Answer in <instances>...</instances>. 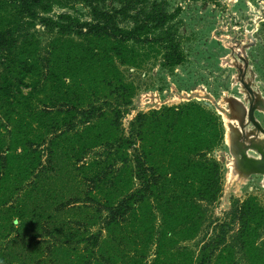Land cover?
Masks as SVG:
<instances>
[{
    "label": "trees",
    "instance_id": "obj_1",
    "mask_svg": "<svg viewBox=\"0 0 264 264\" xmlns=\"http://www.w3.org/2000/svg\"><path fill=\"white\" fill-rule=\"evenodd\" d=\"M78 2L88 19L50 15ZM174 16L165 1L0 0V264H264L254 197L203 228L223 181L217 113L189 101L122 125L124 68L187 60Z\"/></svg>",
    "mask_w": 264,
    "mask_h": 264
},
{
    "label": "rangeland",
    "instance_id": "obj_2",
    "mask_svg": "<svg viewBox=\"0 0 264 264\" xmlns=\"http://www.w3.org/2000/svg\"><path fill=\"white\" fill-rule=\"evenodd\" d=\"M150 1H165L167 10L174 13V22L182 34L187 60L174 70H168L161 65L159 57L151 55L139 67H125L128 79L136 87V93L128 113L122 118V125L127 132L130 121L138 111L189 101L198 102L219 115L225 137L212 150V156L219 162L223 181L203 227L210 230L213 224L224 220L235 204L248 197H254L264 208L262 174L246 173L242 169L235 172L231 154L233 151L227 139V134H231L229 122L235 119L227 99L245 96L237 79L239 67L243 72L246 69L245 62L254 71V85L259 87L264 96V0H149V3ZM62 12L75 13L82 20L90 17L89 7L79 2L74 7L55 6L50 15L57 17ZM123 25L131 24L124 22ZM33 31L43 44L50 45L52 34L43 25L38 23ZM248 75L250 76L249 71ZM256 117L264 126V112L256 111ZM71 195L70 190L64 192L66 198ZM68 209L69 207L65 209V214H68ZM72 212L71 209L69 213ZM69 216L76 217L73 214ZM99 225L93 230L99 229ZM186 243L191 244L193 240Z\"/></svg>",
    "mask_w": 264,
    "mask_h": 264
},
{
    "label": "flooded vegetation",
    "instance_id": "obj_3",
    "mask_svg": "<svg viewBox=\"0 0 264 264\" xmlns=\"http://www.w3.org/2000/svg\"><path fill=\"white\" fill-rule=\"evenodd\" d=\"M239 68L242 69L241 67H239ZM238 71H239V69H238ZM248 71L250 73V76L249 75L247 76ZM242 72H243V70H242ZM242 72H240V74ZM243 74H244V80L251 85L253 90H255L259 93V97L257 95H255V93L250 94V95L247 94L245 92L244 88H243V93L245 94V96H243V98L236 97L238 100L241 101V103H243V107L245 106V111L235 112L233 110V112H231L232 117L235 119H234V121H231L229 123L236 127V128H232L230 126L231 134H230L229 143H230L231 147L234 146V153L236 154V155H234L233 153H231L233 158H234L233 169L235 170V172H236V170L242 169L246 173H250V172H247V169L242 166L243 164H241V161H240V158H242V152L245 151L247 156H249L251 158L259 159V160H252V162L254 164L253 167L255 168V170H257V171L252 170V172L262 174V177L264 179V155L263 154L261 155L257 150L252 149V148L245 149V146L250 145L251 141L254 142L255 144L260 143L262 141L261 143L264 144V134L249 119L250 105H249V100H248L250 98H254L255 109H254L253 114H254V117L256 118V120L261 124L259 119L256 117V111L264 112V96L262 95V92L260 91L259 87H257V85H254L255 73H254V71L250 70V67L248 66V64H246V69H244ZM260 96H261V98H263V101H260ZM248 97H250V98H248ZM262 105H263V108H262ZM236 108H238V106H236ZM237 115L239 116V118H237ZM241 118L243 119L242 121H243L244 125H241V123H240ZM261 126L264 128L263 124H261ZM252 151L254 153H251ZM235 156H236V159H235Z\"/></svg>",
    "mask_w": 264,
    "mask_h": 264
},
{
    "label": "water",
    "instance_id": "obj_4",
    "mask_svg": "<svg viewBox=\"0 0 264 264\" xmlns=\"http://www.w3.org/2000/svg\"><path fill=\"white\" fill-rule=\"evenodd\" d=\"M246 64H247V62H245ZM242 70L243 69H240L239 68V71L240 72H242ZM244 72H242L241 74H239L238 76H237V79H238V81H240V83H241V85H242V87L245 89V92L247 93V94H253V93H255V95H257L258 97H259V93L257 92V91H255V90H253V88L251 87V85L249 84V83H247L245 80H244V74H243ZM248 98H250V97H248ZM262 99V100H261ZM249 100V105H250V109H249V119H250V121H252L253 122V124H255V126L257 127V128H259L261 131H262V133L264 134V128L261 126V124L256 120V118L254 117V114H253V112H254V109H255V106H254V98H250V99H248ZM260 101H263V98H261V96H260ZM227 102H228V107H229V109H230V111L231 112H233V110L235 111V112H242V111H245V106L243 107V103H241V101L240 100H238L236 97H230L229 99H227ZM236 106H238V108H236ZM262 108H263V105H262ZM237 118H239V116L237 115ZM240 120V119H239ZM243 119L241 118V125H244V123H243V121H242ZM229 126H231L232 128H236L235 126H233V125H231V124H229ZM262 142V141H261ZM257 143V144H255L254 142H252L251 141V144L250 145H247V146H245V149H248V148H252V149H255V150H257L261 155L263 154L264 155V144H262V143ZM231 149H232V153L234 154V155H236L235 153H234V146H232L231 147ZM252 160H259V159H255V158H251V157H249V156H247L246 155V152L244 151V152H242V158H240V161H241V164H243L242 166L243 167H245L246 169H247V172H252V170H254V171H257V170H255V168L253 167L254 166V164H253V162H252ZM251 170V171H250ZM263 172V171H262Z\"/></svg>",
    "mask_w": 264,
    "mask_h": 264
},
{
    "label": "bare ground",
    "instance_id": "obj_5",
    "mask_svg": "<svg viewBox=\"0 0 264 264\" xmlns=\"http://www.w3.org/2000/svg\"><path fill=\"white\" fill-rule=\"evenodd\" d=\"M250 78V77H249ZM252 78V77H251ZM253 85V84H252ZM229 134V133H228ZM227 134V139H228V142L230 141V135ZM234 160V159H233ZM231 170H232V167H231ZM232 175V174H231ZM234 177V175H232ZM236 178V177H235Z\"/></svg>",
    "mask_w": 264,
    "mask_h": 264
}]
</instances>
